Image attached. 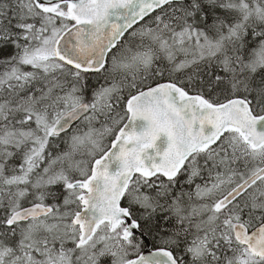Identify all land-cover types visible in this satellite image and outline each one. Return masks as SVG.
<instances>
[{
	"label": "snow or ice",
	"instance_id": "1",
	"mask_svg": "<svg viewBox=\"0 0 264 264\" xmlns=\"http://www.w3.org/2000/svg\"><path fill=\"white\" fill-rule=\"evenodd\" d=\"M0 264H264V0H0Z\"/></svg>",
	"mask_w": 264,
	"mask_h": 264
}]
</instances>
